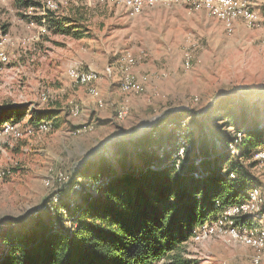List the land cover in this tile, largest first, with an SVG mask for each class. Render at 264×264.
Here are the masks:
<instances>
[{
    "label": "rangeland",
    "instance_id": "374dc122",
    "mask_svg": "<svg viewBox=\"0 0 264 264\" xmlns=\"http://www.w3.org/2000/svg\"><path fill=\"white\" fill-rule=\"evenodd\" d=\"M20 1L0 0V35L7 34L12 40L5 48L9 63L0 62V107L27 105L33 110L57 105L64 114L47 132L19 140L3 138L0 168L10 169L11 174L0 178V227L26 231L32 225L30 218L50 213L44 205L50 203L48 197L53 189L47 181L55 173L64 171L75 176L82 168L94 175L101 166L121 172L123 165L116 146L133 141L131 138L149 129L155 141L147 147L158 148L156 140L189 117L197 131L192 140L207 143L213 154L223 153V144L216 145L214 138H225L233 129L223 127L218 118V110L226 104L213 110L211 119L205 118L208 131L198 126L187 108L205 115L219 98L231 96L242 99L248 127L264 124L263 4L261 27L249 28L238 21L230 35L223 23L206 10L191 9L185 4H157L131 16L126 7L102 0H52V4L48 3L50 12L55 17L71 19L72 33L50 29L40 35L39 28L31 27L29 21L43 17L45 10L27 9ZM46 2L40 0L42 5ZM126 50L137 56L138 74L150 77L146 91L120 92V75L116 71L113 78L100 79L106 105L98 111L93 106L92 113L90 110L83 115L84 102L76 92L84 98L92 96L68 79V70L79 66L103 73ZM185 51H191L201 62L186 69ZM42 91L49 95L47 103L41 101ZM124 103L130 107L129 114L118 120L117 110ZM76 108L79 113L74 115ZM17 114L16 111L10 121ZM29 116L28 112L23 117L22 126L29 124ZM83 125L91 127L80 131ZM197 155L199 161L207 157L202 152ZM125 166L132 170L140 168L141 163L134 157ZM228 167L229 164L225 166ZM254 172L261 176L264 170L256 168ZM82 177L90 179L85 171L78 180L86 183ZM260 179L259 186L264 187V179ZM75 196L71 201L80 202ZM62 197L66 195L61 193L59 201ZM3 252L4 246L0 245V254ZM255 254L257 251L250 247L211 237L201 242L189 240L185 257L194 264H253ZM259 254V264H264V250Z\"/></svg>",
    "mask_w": 264,
    "mask_h": 264
},
{
    "label": "trees",
    "instance_id": "16d2710c",
    "mask_svg": "<svg viewBox=\"0 0 264 264\" xmlns=\"http://www.w3.org/2000/svg\"><path fill=\"white\" fill-rule=\"evenodd\" d=\"M20 4L27 9L43 7L35 0H21ZM46 12L51 30L72 33L71 19L55 17L49 9ZM241 100L231 96L220 98L205 115L190 110L198 126L208 131L205 118L211 119L210 113L226 104L218 110V118L223 127L233 129L225 138H214L216 145L223 144V153L213 154L207 143L193 141L197 131L189 120L187 137L192 150L179 167L174 158L178 142L175 128L156 140L159 147H165L163 156L161 148L147 147L155 141L153 132H148L116 146L123 165L121 172L101 166L99 172L91 175L86 169H77V176L73 175L71 183L60 189L66 197L61 198L56 216L47 213L30 218L32 225L26 231L20 227H0V245L4 246L0 264H159L164 260L168 264H194L185 257L194 228L221 209L243 200L244 191L262 185L263 177L254 172V154L264 149V124L248 127ZM16 111L13 122H20L29 112V124L50 120L54 126L62 113L58 108L0 107V125L14 118ZM238 132L243 134L236 143L240 155L232 156L229 145L235 142ZM197 152L207 157L199 161ZM134 157L141 166L128 169L125 163ZM227 164L229 167L225 168ZM84 171L99 185L87 189L80 182L82 187L76 191L74 183L79 182ZM231 172L235 179L230 178ZM75 195L80 202L71 201ZM61 209H65L67 217ZM64 220L70 221V226Z\"/></svg>",
    "mask_w": 264,
    "mask_h": 264
},
{
    "label": "built area",
    "instance_id": "2783aa9c",
    "mask_svg": "<svg viewBox=\"0 0 264 264\" xmlns=\"http://www.w3.org/2000/svg\"><path fill=\"white\" fill-rule=\"evenodd\" d=\"M35 1L40 2V0ZM102 1L126 7L131 16H138L143 13L145 9L151 8L157 4H185L191 9L206 10L209 15L216 17L223 23L226 32L230 35L235 32L238 21H243L249 28H259L262 23V17L257 8L259 0ZM46 3L47 5L43 4V7L41 8L42 10H45V14L46 9H49L48 3L52 4V0H47ZM28 9L35 8L30 7ZM29 25L31 27L39 28L40 35H45L48 30H50L45 15H43L41 20L30 18ZM10 43H12V40L7 34L0 35V62L2 63H9V55L5 51V48ZM200 62V59L195 57L191 51L184 52L183 63L186 69H192ZM137 64V56L131 50H126L120 58L117 59L116 63L109 64L104 69L103 73L92 69L84 70L79 66H73L68 70L67 74L73 84L85 87L89 94L96 100L97 105L103 107L105 101L97 87V82H99L103 76L113 78L116 71L118 72V75H120L119 82L122 92L126 94H142L146 91L150 77L147 74H138L135 70ZM40 98L43 103H47L49 95L47 92L42 91ZM129 110L130 107L124 103L117 110V119L124 120L128 116ZM78 113L79 110L77 108L74 109L73 114L77 115ZM20 122L8 121L0 125V155L3 150V138L19 140L27 135H33L37 132H47L52 126L50 120L43 121L38 125L25 124V126H22ZM188 125L189 121L188 118H186L185 121L174 126L177 129L176 133L178 138L177 151L174 154L177 167L180 166V163L182 162L181 160L185 158L187 152L192 150V143L187 137L189 134ZM90 127V125H83L79 130H86ZM242 136V132H238L235 142L229 145V150L232 156L240 155V150L237 149L236 143L242 140ZM160 151L161 156H163L165 147H162ZM254 160L256 161V168L264 170V149L259 150L254 154ZM10 174V169L0 168V178L7 177ZM263 174L261 176H263L264 179ZM229 176L232 179L236 178V175L233 172H231ZM72 179L73 175L69 176L64 171L55 173L54 176L48 179L47 185L53 189V192L48 197L50 203L48 202L49 204L46 203L44 206L46 208L48 207L47 209L52 216H56L59 211L60 189L71 183ZM80 182L81 181L74 183L75 190L81 189L82 185ZM83 184L87 189H95L99 185V181L87 179L86 183ZM61 210L67 214L65 209ZM211 237H219L225 242L239 244L254 249L257 251V254L252 258L253 264H259L261 260L259 252L264 250V187L258 185L244 191L243 200L221 209L218 214L209 221L195 227L190 240L201 242Z\"/></svg>",
    "mask_w": 264,
    "mask_h": 264
},
{
    "label": "crops",
    "instance_id": "0c3cea01",
    "mask_svg": "<svg viewBox=\"0 0 264 264\" xmlns=\"http://www.w3.org/2000/svg\"><path fill=\"white\" fill-rule=\"evenodd\" d=\"M261 4L264 5V0H259L258 6H257V8L259 9V11H261V10H260V6H261ZM116 61H117V60H116ZM115 63H116V62H115ZM82 69L87 70V67H86V68H82ZM135 70H136V72L138 73L137 68H135ZM67 77H68V74H67ZM68 79H69V77H68ZM69 80H70V79H69ZM115 80H116V79H115ZM117 80H118V89H119L120 92H122V91H121V88H120V82H119V79H117ZM57 87H58V86H55V88H57ZM97 87H98V89L100 90V93H101V95H102V97H103V99H104V95H103V92H102V90H101V84H100V81L97 82ZM81 88H82V87H81ZM83 89H86V88L83 87ZM86 90H87V89H86ZM122 93H124V92H122ZM76 94H77V96H78L79 98H81V99L83 100V102H84V111L82 112L83 115H86L85 112H89L90 110H91V113H92L93 106L97 109V108H103V107L106 105V101H105V99H104V101H105V105H104L103 107H100V106L97 105L96 100L93 99L92 97H86V98H84V96H83V94H82L81 92H76ZM56 106H57V105H53L51 108H57ZM51 108H48V109H51ZM58 109L61 110L60 107H58ZM96 109H94V111H98V109H97V110H96ZM61 111H63V110H61ZM94 111H93V112H94ZM91 113H90V116L92 115ZM63 114H64V112H62V113L60 114V116H59L58 119H60V118L63 116ZM21 121H22V120H21ZM59 121H60V120H59ZM90 123H92V122H90Z\"/></svg>",
    "mask_w": 264,
    "mask_h": 264
},
{
    "label": "water",
    "instance_id": "95a60500",
    "mask_svg": "<svg viewBox=\"0 0 264 264\" xmlns=\"http://www.w3.org/2000/svg\"><path fill=\"white\" fill-rule=\"evenodd\" d=\"M226 97V96H225ZM223 98V97H222ZM220 99V98H219ZM218 99V100H219ZM188 110H192V108H187ZM150 130L151 129H149L148 130V132H150ZM148 132H142V133H139L138 135H136L135 137H133V138H131L132 140H135V139H137V138H140V137H142L143 135H145L146 133H148ZM87 161V160H86Z\"/></svg>",
    "mask_w": 264,
    "mask_h": 264
}]
</instances>
